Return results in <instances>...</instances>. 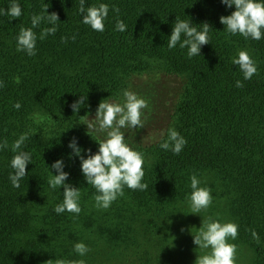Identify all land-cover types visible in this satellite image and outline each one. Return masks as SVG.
<instances>
[{
    "label": "trees",
    "instance_id": "1",
    "mask_svg": "<svg viewBox=\"0 0 264 264\" xmlns=\"http://www.w3.org/2000/svg\"><path fill=\"white\" fill-rule=\"evenodd\" d=\"M16 2L22 8L21 17L0 15V81L4 84L0 87V143L8 142V147L0 149V264H45V250L37 235L28 236L27 212L22 208L30 187L42 185L49 172L58 174L51 165L63 160L69 173L67 184L79 188L88 200L99 194L87 183L80 156L69 143L75 138L84 158L90 154L88 149L96 154L105 136L95 129L88 131L86 123L100 102L125 100L123 92L131 91L133 80L151 73L174 75L184 83L156 139L136 142L122 129L125 142L144 156L142 183L148 188L125 186L124 196L112 204L138 205L147 212L156 207L162 210L191 194L193 174L216 171L220 184L232 188L239 233L264 264V29L259 41L228 33L220 17L231 15L236 7L229 8L222 0H85L86 8L109 5L103 32L82 22L86 13L79 12L80 0ZM11 3L0 0V8L7 9ZM45 4L49 13H58V30L40 40L41 31L52 27L42 21L33 29L36 55L17 51L20 29L31 27L33 15L47 16ZM176 18L201 31L203 23L210 25V42L201 46L200 55L189 58L188 49L179 43L168 47ZM117 20L124 21L125 31L116 30ZM184 38L182 34L181 41ZM240 50H247L258 68L248 80L232 63ZM238 80L243 87L236 86ZM82 96L87 98L74 112L71 105ZM49 115L56 118L54 128L38 130V122ZM171 128L187 140L179 155L160 147ZM24 133L28 139L18 151L29 152L32 160L20 187L15 188L9 179L15 171L12 145Z\"/></svg>",
    "mask_w": 264,
    "mask_h": 264
},
{
    "label": "clouds",
    "instance_id": "2",
    "mask_svg": "<svg viewBox=\"0 0 264 264\" xmlns=\"http://www.w3.org/2000/svg\"><path fill=\"white\" fill-rule=\"evenodd\" d=\"M227 7L234 4L236 10L228 16H221L220 21L226 26L228 33L235 35L240 34L244 38H251L259 41L262 38V29H264V0H222ZM49 5H43L44 14L33 15L31 18V27L21 28L17 36V51L26 52L29 56L36 55L37 34L33 30L37 28L42 21L47 20L52 27H45L39 39L43 40L50 34H55L58 30L57 21H59L58 13L48 12ZM113 11L119 13L120 9L113 6ZM79 12L83 15L82 22L98 32L105 30V19L109 14V5L100 3L85 7V0H80ZM0 15H7L11 18H19L22 15V8L16 0L7 9L0 8ZM210 25L203 23V30L187 20L176 18L171 36L168 39V47L175 48L179 43L180 48H187L189 58L201 54V46L210 42L208 36ZM116 30L125 31L126 25L123 20H117ZM182 34L185 38L181 41ZM67 37H62L63 42H67ZM75 40V36L72 37ZM232 63L239 65V70L243 73L244 79L248 80L258 73L255 61L247 50H240L237 57H234ZM3 81H0V87H3ZM237 87H243L241 81L236 82ZM125 98L124 103H112L106 99L102 100L98 106L95 115V123L89 120L86 124L88 131L95 129L98 132L105 133L106 138L99 141V150L96 154L90 153L87 158L81 155L82 149L77 145V141L73 138L69 143V147L74 150V154L80 156L82 161V172L87 183L97 190L94 196L95 206L98 209H108L118 197L124 196V187L127 186L132 190H147L148 184L142 183L145 175L143 165L144 156L139 151L134 150L125 142V131L122 129L134 130L137 127L143 128L144 122L141 119L142 109L148 108V102L137 96L136 93L125 90L123 92ZM87 97L82 96L79 101L74 102L71 107L74 112L79 111V107L83 105ZM14 107L18 110L21 105L17 102ZM81 117V122H83ZM98 124V127H97ZM90 134V132H89ZM91 135V134H90ZM28 139V134L24 133L13 143L12 151L16 153L11 160V167L15 170L14 174H10L9 179L13 187L19 188L20 181L27 175L26 166L32 160V156L27 151H18ZM187 144V140L180 135L175 129L168 130V137L164 140L160 147L165 150H171L174 154L179 155ZM8 147L7 140L0 143V149ZM56 169L58 174L50 176L48 184L52 189L64 186L63 202L57 204L54 211L57 214L68 211L70 213L79 214L81 207L79 199L81 192L79 188L67 184L69 173L64 171L63 160H57L51 165ZM201 181L193 174L191 176L192 193L189 197L191 208L190 213L200 214L207 210L213 198L211 190L207 187L199 186ZM188 214V213H185ZM255 239H259L258 234L253 231ZM238 236V225L234 222L221 223L208 216L203 219L202 227H199L194 235V244L199 246L201 250H209L203 255H198L195 264H235L236 245L229 243V238L235 240ZM74 250L81 256L85 255L90 249L83 243L77 242ZM56 264H85L83 260L66 262L57 260Z\"/></svg>",
    "mask_w": 264,
    "mask_h": 264
},
{
    "label": "rangeland",
    "instance_id": "3",
    "mask_svg": "<svg viewBox=\"0 0 264 264\" xmlns=\"http://www.w3.org/2000/svg\"><path fill=\"white\" fill-rule=\"evenodd\" d=\"M183 83L180 77L162 73L145 74L133 80L131 92L148 102V108L141 110L144 127L126 129L133 135V140L151 142L163 133ZM110 102L123 104L124 100ZM95 115L96 112L90 117L94 123ZM42 120L38 122V130L42 131L52 130L57 122L52 115ZM101 134L106 138L105 133ZM203 171L196 175L201 181L199 186L211 190L213 202L200 214L190 213L191 194L169 203L162 210L156 207L150 212L138 205L127 208L112 204L106 210L98 209L94 198L88 200L81 194L79 205L82 210L78 215L54 211L55 206L63 202L64 186L52 189L48 179L57 173L49 172L42 185L30 187L29 198L23 202L22 208L27 212V232H31L28 236L37 235L40 248L45 250V264H56L57 260H83L85 264H195L198 255L210 251L199 249L193 242L204 218L211 216L221 223L234 222L239 226L230 197L232 188L229 190L220 184L216 171ZM77 242H83L90 251L83 256L75 252ZM229 243L236 245L235 264H262L254 247L239 229L236 239L229 238Z\"/></svg>",
    "mask_w": 264,
    "mask_h": 264
}]
</instances>
